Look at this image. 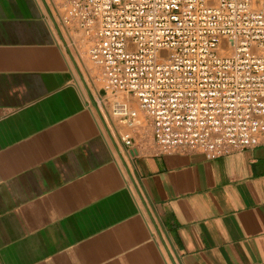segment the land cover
<instances>
[{
  "label": "crops",
  "instance_id": "crops-1",
  "mask_svg": "<svg viewBox=\"0 0 264 264\" xmlns=\"http://www.w3.org/2000/svg\"><path fill=\"white\" fill-rule=\"evenodd\" d=\"M79 36L0 0V264H264V146L161 153Z\"/></svg>",
  "mask_w": 264,
  "mask_h": 264
},
{
  "label": "built area",
  "instance_id": "built-area-1",
  "mask_svg": "<svg viewBox=\"0 0 264 264\" xmlns=\"http://www.w3.org/2000/svg\"><path fill=\"white\" fill-rule=\"evenodd\" d=\"M43 2L80 34L103 90L137 101L161 153L264 146V0ZM111 112L134 117L119 102Z\"/></svg>",
  "mask_w": 264,
  "mask_h": 264
}]
</instances>
